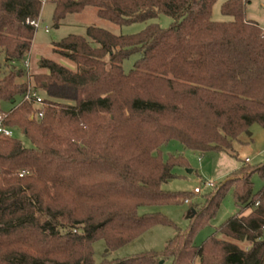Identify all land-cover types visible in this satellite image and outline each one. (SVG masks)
Masks as SVG:
<instances>
[{
	"label": "trees",
	"instance_id": "1",
	"mask_svg": "<svg viewBox=\"0 0 264 264\" xmlns=\"http://www.w3.org/2000/svg\"><path fill=\"white\" fill-rule=\"evenodd\" d=\"M217 0H57L55 26L90 8L117 26L148 23L161 15L169 29L147 25L137 35L116 36L87 27L86 37L69 36L53 54L73 68L41 59L33 87L44 93L37 106L17 63L32 51L41 17L40 0H0V113L5 125L33 143L0 139V264H97L98 241L107 253L129 245L154 226L176 227L162 213L143 207L182 204L191 195L168 193L163 185L187 169L183 156L163 158L162 147L178 141L200 155H234L233 143L250 128L264 129V28L247 20L251 0L221 6L229 23L213 22ZM92 42L94 44H92ZM139 61L129 73L124 62ZM41 116L40 120L31 116ZM23 174V176H21ZM264 179V163H242L194 209L190 230L177 234L159 255L145 252L99 264H264V186L254 192L253 175ZM232 192L238 213L203 245L200 229L218 214ZM251 213L246 216L247 212ZM240 243L246 244L244 248Z\"/></svg>",
	"mask_w": 264,
	"mask_h": 264
},
{
	"label": "rangeland",
	"instance_id": "2",
	"mask_svg": "<svg viewBox=\"0 0 264 264\" xmlns=\"http://www.w3.org/2000/svg\"><path fill=\"white\" fill-rule=\"evenodd\" d=\"M227 0H217L213 7V22L229 23L232 21V17H226L222 14L221 6ZM251 6L247 7L250 11H254L257 15H264V0H252ZM54 3H44L41 11V17L39 21V27L36 29V34L32 43V51L30 55L25 59L28 61L31 57L32 62V75L39 74L40 70L37 64L43 58L58 61L68 67L73 68L72 64L67 60L61 59L60 61L53 54L54 44L60 43L63 39L73 35H79L86 37L87 27L95 26L110 31L116 36L122 35H137L142 32L147 25L157 24L164 29H169L170 25L174 22V19L161 15L157 19H153L148 23H138L126 26H117L109 21H104L97 16L95 9L90 8L83 14L68 15L64 20L60 22L58 27L54 22ZM49 32H47V30ZM92 44H94L92 42ZM96 45V44H94ZM140 55H133L127 59L123 64V70L125 73H129L134 69L135 64L139 61ZM1 74L4 75L10 71V66L5 62L4 54L0 56ZM19 70H25L24 63H17ZM27 77H19L18 82L24 83L27 81ZM33 82V81H32ZM41 96H45L41 93ZM22 101L21 97L15 98V102H2L1 109L5 112H9L12 108H15ZM31 118H35L34 115ZM250 133L253 136H250ZM13 139L19 140L25 148L31 149L33 143L25 136L20 129L13 130ZM250 136V137H249ZM234 157L223 152H208L204 155H200L190 150H185L178 141H172L167 146L162 147L163 158L166 160L170 156L180 155L183 156L187 162V169L177 167L176 178L165 183L163 190L165 192L185 193L192 194L195 189L200 188L203 190L201 195H191L190 203L174 204V205H160L159 207H143L139 210V214L144 215L148 213H162L176 226L168 227L164 225L154 226L150 228L143 236L137 240L129 243L126 247L119 250H115L112 253H107L108 249L104 241H98L94 244L95 255L94 260L97 264L101 263L104 259H129L145 252H155L161 254L167 243L175 237L177 230L181 229L183 232H188L190 228V221L188 219L189 211L192 208L198 210L203 204L205 194L211 191V189L204 188V184L213 183L216 187H220L227 179L242 166L240 161H249L251 165H259L264 163V129L259 125H254L250 128L248 134L242 135L238 140L233 143ZM262 152L260 155L259 153ZM174 169V170H175ZM190 171L194 173L189 174ZM254 182V192H258L264 186V179H261L259 175L252 176ZM238 207L235 204L234 195L232 192L225 194V198L221 203L220 209L216 217L205 227L200 229L195 237L194 244L201 246L207 240L208 237L214 235L218 229L224 225L230 218L237 215ZM242 247H246V244L240 243ZM158 264H172L169 259H163Z\"/></svg>",
	"mask_w": 264,
	"mask_h": 264
},
{
	"label": "built area",
	"instance_id": "3",
	"mask_svg": "<svg viewBox=\"0 0 264 264\" xmlns=\"http://www.w3.org/2000/svg\"><path fill=\"white\" fill-rule=\"evenodd\" d=\"M40 1L42 2V5H43L44 3H54L57 0H40ZM196 1H199V0H196ZM31 25H33L37 29L39 27V21H32ZM47 32H49V30H47ZM24 66H25L26 77L28 78L27 79L28 91L26 92L22 100L28 103L29 102L31 103V101H33L37 106H41L43 103V97L41 96V92H39L33 87V82H32L33 79H32V74H31L32 73L31 57H29L28 61H24ZM6 118H7L6 114L0 113V139L1 137L13 138L14 136L13 129L5 125ZM35 118L36 120H40L41 116H36ZM21 176H23V174ZM204 188L213 189L215 188V184L206 182L204 184ZM194 193L196 195H201L203 193V190L200 188H197L194 190Z\"/></svg>",
	"mask_w": 264,
	"mask_h": 264
},
{
	"label": "crops",
	"instance_id": "4",
	"mask_svg": "<svg viewBox=\"0 0 264 264\" xmlns=\"http://www.w3.org/2000/svg\"><path fill=\"white\" fill-rule=\"evenodd\" d=\"M227 1H229V0H227ZM227 1H225V2H227ZM252 1V0H251ZM224 4V3H223ZM251 4H252V2L249 4V5H247V7L249 6H251ZM264 6V5H263ZM246 7V8H247ZM246 16H247V20L248 21H251V22H254V23H257L261 28H264V15H262V16H259V15H257V13H255L254 11H250V9H246ZM38 65V64H37ZM33 69H34V67H32ZM250 136H253L252 134L250 135ZM249 136V137H250ZM264 152V151H263ZM262 152H260L259 153V155L261 154ZM241 163L240 164H242V163H247V164H249V161L248 160H246V161H240ZM179 169H181V168H179ZM174 172H176V169L174 170ZM191 173H194V171H190L189 172V174H191ZM176 174H177V172H176ZM194 209L195 208H192L189 212V215H188V219H189V221H190V218H191V216H192V214H193V211H194ZM251 213V211H249V212H247L245 215L246 216H248L249 214Z\"/></svg>",
	"mask_w": 264,
	"mask_h": 264
},
{
	"label": "water",
	"instance_id": "5",
	"mask_svg": "<svg viewBox=\"0 0 264 264\" xmlns=\"http://www.w3.org/2000/svg\"><path fill=\"white\" fill-rule=\"evenodd\" d=\"M250 135H251V133H250Z\"/></svg>",
	"mask_w": 264,
	"mask_h": 264
}]
</instances>
